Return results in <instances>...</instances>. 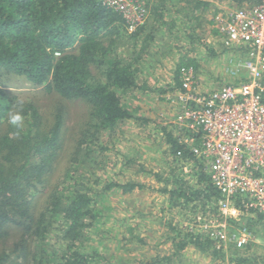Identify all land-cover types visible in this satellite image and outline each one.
I'll list each match as a JSON object with an SVG mask.
<instances>
[{
  "label": "trees",
  "instance_id": "obj_1",
  "mask_svg": "<svg viewBox=\"0 0 264 264\" xmlns=\"http://www.w3.org/2000/svg\"><path fill=\"white\" fill-rule=\"evenodd\" d=\"M140 1L146 16L130 31L124 13L104 0H0V76L21 75L56 96L49 108H43L36 98L0 86V239L5 240L12 225L21 229L14 245L0 250V264H174L188 247L214 260L229 257L235 264H264V254L253 247H218L196 226L199 214L205 219L219 215L221 193L206 162L191 151L175 126L165 125L160 128L172 168L165 179L157 173L165 181L159 191L168 194L171 206L192 214V220L169 224L170 254L126 260L99 248H105L114 235L112 227L106 226L112 218L109 192L130 193L146 187L98 171L111 148L105 145V136L130 119L148 122L135 116L139 106H132L131 97L185 89L190 67L197 87L200 47L212 57L229 51L240 55L239 62H233L236 65L229 64L232 80L203 93L247 80L240 65L251 48L226 43L214 17L223 11L216 1L241 7L248 0ZM204 24L222 39L220 52L206 42ZM161 54L174 55L172 80L166 88L153 87L150 78L140 77L155 62H162L157 59ZM76 102L86 107V113L70 136L69 104ZM17 113L23 117L19 128L9 122L10 114ZM179 150L182 158L177 156ZM181 159L192 164L190 171L183 170ZM133 161L128 158L124 167ZM140 166V171H151ZM252 219H248L250 227L264 234L260 227L264 216ZM134 230L129 224L130 235L121 237L126 251L135 239L145 243Z\"/></svg>",
  "mask_w": 264,
  "mask_h": 264
},
{
  "label": "built area",
  "instance_id": "obj_2",
  "mask_svg": "<svg viewBox=\"0 0 264 264\" xmlns=\"http://www.w3.org/2000/svg\"><path fill=\"white\" fill-rule=\"evenodd\" d=\"M104 1L124 13L130 31L145 19L140 0ZM214 26L226 43L251 48L240 65L247 80L203 93L195 86L190 67L185 89L168 97L178 106L173 121L182 140L206 162L221 193L219 215L198 219L196 226L218 247L244 249L259 241L247 220L264 216V0L223 7L214 17ZM177 156H182L181 150ZM181 165L185 172L192 166L185 159Z\"/></svg>",
  "mask_w": 264,
  "mask_h": 264
},
{
  "label": "rangeland",
  "instance_id": "obj_3",
  "mask_svg": "<svg viewBox=\"0 0 264 264\" xmlns=\"http://www.w3.org/2000/svg\"><path fill=\"white\" fill-rule=\"evenodd\" d=\"M216 2L218 7H231L230 2ZM213 12L214 9L209 11L208 15L211 17ZM204 25L206 42L220 52L218 43L222 39L212 35V26ZM161 50L166 54L164 46ZM199 53L201 67L198 71V90L210 91L232 80V76L228 73L229 64L236 65L239 62L240 55L238 53L229 51L212 57L210 51L202 47L199 48ZM173 54L158 55L157 59L161 58L162 62H155L151 68L145 69L140 74L141 79L150 78L149 84L153 87L166 88L168 82L172 80ZM236 61L237 63H233ZM0 86L11 93H24V95L36 98L43 108H49L56 100V96L46 93L45 86L35 85L26 80L25 77L15 73H4L0 76ZM130 95L132 96V93ZM169 95L170 93L167 92L155 91L154 93L140 94L136 98L131 97L132 106L135 108L139 106L135 116H143L148 119V122L130 119L119 126L112 135L104 137L105 145H109L111 148L107 149L102 157L104 163L98 170L100 174L104 176L113 175L121 181L137 180L146 185L143 190L135 189L130 193H122L121 190L109 192L108 202L112 207V218L107 221L106 226L112 227L114 235L108 239L105 248L102 245L99 248L110 255H116V259L121 257L126 260L132 258L149 259L156 254H170L173 251V245L168 237L173 232H171L169 224L178 221L184 224L193 218L191 217L192 214L171 206L168 194L159 191L164 186L165 181L163 179L169 176L172 168V157L166 153L169 145L160 126L165 125L169 128L175 126L177 128L175 131L178 132L179 130L173 121L178 106L169 101ZM69 112L66 125L69 128V135L72 136L75 129L78 128L77 123L84 118L86 107L81 103H70ZM128 158H133L134 161L128 167H124ZM141 164L146 170L151 171H140ZM157 173L163 179H159ZM198 219H204L202 214H199ZM260 223L261 229L264 230V224ZM129 224L134 227L135 233H139L145 238V243L141 244L135 239L134 243L129 244L131 246L130 251H126L120 241L123 234L130 235L126 232ZM8 229L10 234L4 238L5 240L0 239V250L3 247H12L21 235L19 227L12 225ZM258 235L259 241L252 247L255 252L264 254V234L259 233ZM230 248L234 249L231 246ZM174 264L235 263L229 257L214 260L203 252L194 249V247H188L182 251L181 257Z\"/></svg>",
  "mask_w": 264,
  "mask_h": 264
},
{
  "label": "clouds",
  "instance_id": "obj_4",
  "mask_svg": "<svg viewBox=\"0 0 264 264\" xmlns=\"http://www.w3.org/2000/svg\"><path fill=\"white\" fill-rule=\"evenodd\" d=\"M58 53V52H57ZM9 122L16 127L23 126V117L20 114H10Z\"/></svg>",
  "mask_w": 264,
  "mask_h": 264
}]
</instances>
